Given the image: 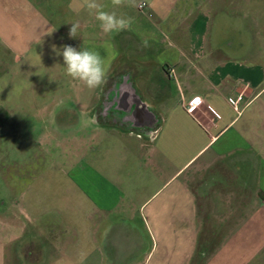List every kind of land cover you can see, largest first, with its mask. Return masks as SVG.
Listing matches in <instances>:
<instances>
[{
  "label": "crops",
  "instance_id": "0c3cea01",
  "mask_svg": "<svg viewBox=\"0 0 264 264\" xmlns=\"http://www.w3.org/2000/svg\"><path fill=\"white\" fill-rule=\"evenodd\" d=\"M97 2L130 27L105 34L85 0H0V91L13 73L31 82L18 101L0 98V130L28 158L0 171V264L14 263L16 242L27 264L40 260L46 215H69L70 229L85 233L86 264H199L201 235L264 232L262 50L248 54L237 35L232 45L222 5L205 0ZM63 45L99 50L105 83L93 90L69 77L53 50ZM46 90L68 92L49 100ZM195 95L204 101L190 113ZM239 95L236 109L228 97ZM67 131L74 158L61 177L57 165L34 162L30 139ZM57 243L76 259V240Z\"/></svg>",
  "mask_w": 264,
  "mask_h": 264
},
{
  "label": "rangeland",
  "instance_id": "374dc122",
  "mask_svg": "<svg viewBox=\"0 0 264 264\" xmlns=\"http://www.w3.org/2000/svg\"><path fill=\"white\" fill-rule=\"evenodd\" d=\"M205 5H222V11H220L221 16L219 18L222 20V23L232 25V45H236V42L239 41H236V35L241 36V40L245 45V48L243 47L242 50H246L248 54L253 52L258 54L260 52L259 50H262V59L260 58L259 60L264 62V0H210V2L205 0ZM230 5H232V8ZM243 52L237 55L238 61L246 60V58L247 60L249 59L248 54H246L247 57H239L245 55ZM45 61L48 60L45 59ZM47 65L48 63L46 62V67L51 66V64ZM39 74L45 85H52L54 78L52 71L45 70L39 72ZM30 83V79L25 75H20V73L16 75L13 73L7 76L6 80L2 82L0 98H8V103L12 100L18 101L23 93L22 87L24 86L23 88H26ZM67 92L68 90H61L59 95L53 96L51 91L46 90L45 98L59 100V97L65 96ZM64 102L69 103L70 101L65 99ZM11 106V104L8 105L9 109ZM52 106L59 109L61 105ZM240 106L242 107V104ZM62 107L67 106L64 104ZM0 123L3 124V120ZM52 124L54 123H46L50 127H52ZM8 125H10L9 122ZM63 129L65 130V128ZM67 134L68 131L63 135L60 133V136L55 138L46 137L44 139H38L37 136H34L33 139H30L32 140L31 144L34 145L32 147L34 148L33 151L37 154L39 152L38 158L35 157L34 162L36 163L37 160L43 161L46 167L48 165H57L58 167H55L54 170L60 171L61 177L68 176V167L74 158V153H72L69 146V136ZM21 148V140L19 138L4 137V132L0 130V171L2 173H7V169H10L9 164L11 162L21 163V161H28V158L24 157ZM32 160L33 157L30 154L29 161ZM15 167L16 165H14V173H16V169L20 170V166L18 168ZM45 172L46 174L52 173L48 169ZM56 217L58 219L51 215L44 217L43 221L47 224L53 222V226L45 227L42 237H40L43 240V242L40 240V246H44V248L42 249L40 260H34V264H86L84 260L85 233L80 231L74 233V230L70 229L68 225L73 222V219L69 222V215H62L61 217L57 215ZM226 232L228 231L225 230V232L221 231L220 233L201 235L202 242L199 244L197 253V257H199L197 262L199 264H264V232L236 235ZM68 238L76 240L77 247L74 254L76 259L64 256L63 253L65 250L62 247H58L57 239L63 245ZM240 244L245 245V247H238ZM18 246H20L19 242L14 243V252L16 249L17 254L14 257L13 264H27L28 260L21 258ZM235 248L239 249L235 250ZM92 264L102 263L99 260H94Z\"/></svg>",
  "mask_w": 264,
  "mask_h": 264
},
{
  "label": "clouds",
  "instance_id": "9594fccd",
  "mask_svg": "<svg viewBox=\"0 0 264 264\" xmlns=\"http://www.w3.org/2000/svg\"><path fill=\"white\" fill-rule=\"evenodd\" d=\"M113 5L120 6L123 0H112ZM86 7L89 10H96V19L100 22V29L105 34L122 31L130 27V21L124 18H118L115 12H106L101 10L97 0H85ZM69 38H76L80 30V23L70 22ZM147 47V42H145ZM62 52H59L55 46L53 50L58 55H62L66 74L74 81L82 82L88 89H97L105 83L108 71L105 58L97 49L78 50L71 45H63Z\"/></svg>",
  "mask_w": 264,
  "mask_h": 264
},
{
  "label": "built area",
  "instance_id": "2783aa9c",
  "mask_svg": "<svg viewBox=\"0 0 264 264\" xmlns=\"http://www.w3.org/2000/svg\"><path fill=\"white\" fill-rule=\"evenodd\" d=\"M146 4H147V3H146L145 1H142V2L139 4V7L143 9L144 7H146ZM168 73H169L170 75H174V73H175V69H174L173 67L168 68ZM241 98H242L241 95H239V96H237V97H232V96H230V97H228V101H229L230 104H232L236 109H239V102H240V99H241ZM203 101H204V99H203L202 96H200V95H195V96L191 97L189 100H187L184 106L186 107V109H187L188 112H190V113H194V112L198 109V107L203 103ZM156 136H157V131H156V130H154V131H152V132L149 133V137H150L151 139L156 138Z\"/></svg>",
  "mask_w": 264,
  "mask_h": 264
}]
</instances>
